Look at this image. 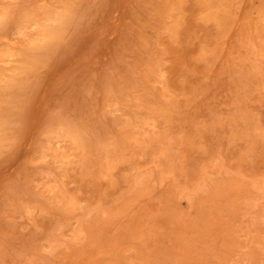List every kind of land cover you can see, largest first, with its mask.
Returning a JSON list of instances; mask_svg holds the SVG:
<instances>
[{"label": "rangeland", "instance_id": "rangeland-1", "mask_svg": "<svg viewBox=\"0 0 264 264\" xmlns=\"http://www.w3.org/2000/svg\"><path fill=\"white\" fill-rule=\"evenodd\" d=\"M0 264H264V0H0Z\"/></svg>", "mask_w": 264, "mask_h": 264}]
</instances>
